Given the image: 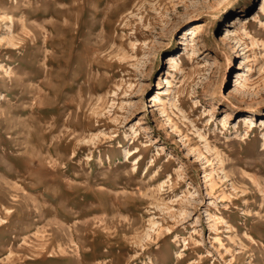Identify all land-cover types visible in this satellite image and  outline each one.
Returning <instances> with one entry per match:
<instances>
[{"label":"rangeland","instance_id":"rangeland-1","mask_svg":"<svg viewBox=\"0 0 264 264\" xmlns=\"http://www.w3.org/2000/svg\"><path fill=\"white\" fill-rule=\"evenodd\" d=\"M263 4L0 0V264H264Z\"/></svg>","mask_w":264,"mask_h":264},{"label":"bare ground","instance_id":"bare-ground-1","mask_svg":"<svg viewBox=\"0 0 264 264\" xmlns=\"http://www.w3.org/2000/svg\"><path fill=\"white\" fill-rule=\"evenodd\" d=\"M262 9L264 10V4L262 5ZM262 10V11H263ZM230 22H232V25H231V28H235V27H237V26H239L240 28H242V26H243V20L239 17V16H236V17H234V18H232V20H230ZM229 27V26H228ZM245 29V28H244ZM171 61H172V59H171ZM171 63V62H170ZM174 64V63H173ZM171 66V65H170ZM173 66V65H172ZM168 84H169V82H167ZM253 130V127H251L250 128V130L249 131H252ZM132 156H134V154L132 155ZM140 164V161H137V166ZM154 167V164H152L151 165V167L149 168V170L150 169H152ZM148 170V171H149Z\"/></svg>","mask_w":264,"mask_h":264}]
</instances>
